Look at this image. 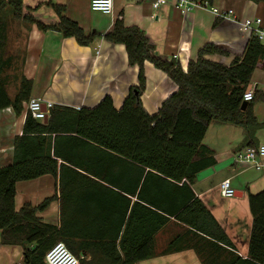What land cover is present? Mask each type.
<instances>
[{
	"label": "trees",
	"instance_id": "1",
	"mask_svg": "<svg viewBox=\"0 0 264 264\" xmlns=\"http://www.w3.org/2000/svg\"><path fill=\"white\" fill-rule=\"evenodd\" d=\"M50 6L58 22L44 25L23 15L22 0H0V111L11 108L20 116L32 88L23 77L13 99L6 90L2 75L10 66L4 58L10 19L35 24L40 31H55L81 46L93 40L65 17L63 7ZM104 39L125 48L129 66L138 69V86L130 89L118 110L106 96L94 108L54 106L46 123L26 114L21 136L13 139L11 162L0 167L1 244L22 247L20 264H45V254L58 242L76 257L89 251L95 256L105 246L109 256L101 264H136L153 256L156 234L173 219L208 239L218 254H227L216 262L213 258L212 264H264V191L248 197L252 227L248 256L242 258L227 251L232 243L192 190L197 174L215 165L213 153L202 144L211 123L240 127L247 140L260 127L252 106L256 99L264 101V94L256 99L253 96L245 108L243 95L263 58L264 45L250 37L243 54L224 66L205 57L227 53L206 44L184 70L173 59L159 58L144 32L125 26L122 15ZM145 62L163 72L176 87L152 115L140 100L145 89ZM46 175L59 182L60 228L36 217L54 197L37 207L27 204L15 211L16 184ZM66 212H70L68 221L83 218L100 229L118 222V230L114 237H93L111 239L109 244L76 248L66 239ZM123 227L120 250L124 257L120 258L116 240ZM132 239L135 243L130 245ZM99 263L93 257L89 263L80 264Z\"/></svg>",
	"mask_w": 264,
	"mask_h": 264
},
{
	"label": "crops",
	"instance_id": "2",
	"mask_svg": "<svg viewBox=\"0 0 264 264\" xmlns=\"http://www.w3.org/2000/svg\"><path fill=\"white\" fill-rule=\"evenodd\" d=\"M89 1L22 0L23 15H29L44 25L55 24L58 17L50 5H58L63 7L65 17L80 26L85 36H93L90 44L81 46L73 38H63L55 31H40L35 24L29 25L22 74L32 83L30 98L78 110L94 108L108 96L113 106L120 109L130 89L138 86V69L129 66L122 45L104 39L119 15H122L125 26L137 27L144 32L159 58L166 61L173 59L184 70L189 62L196 60L199 50L206 44H213L227 53L224 56H207V60L229 66L234 58L243 54L249 40L235 24L219 20L208 11L197 10L182 16L171 6L161 7L154 12L151 0H113L111 14L103 15L92 12ZM209 1L214 7L232 10L238 19L260 18L264 22V3L254 4L247 0ZM152 15L154 19H151ZM144 72L145 89L140 100L145 111L152 115L175 92L176 87L163 72L148 62L144 64ZM248 91L253 92L254 99L264 94V55L253 71ZM24 109L18 117L11 108L0 111V167L11 162L13 139L21 136L23 130L26 116ZM252 113L260 127L248 140L244 129L240 127L216 123L209 125L202 144L213 153L215 165L197 174L192 185L195 196L232 243L233 250L227 251L242 258L248 256L252 227L248 197L264 191V160L261 169L234 161L235 155L243 148L264 145L263 100H255ZM223 180L230 181L235 191L234 197L221 196L219 185ZM52 197L53 201L36 217L42 223L60 228L59 182L52 176L17 183L15 211H20L27 204L37 207ZM69 213L66 212L64 231L66 239L76 248L95 249L94 245L98 248L109 244L111 239L96 240L93 237H111L112 234L114 237L118 230V222L109 225L108 229H100L91 220L81 218L68 221ZM123 231L124 227L116 240L120 258L124 257L120 250ZM128 243L134 244L135 239ZM101 247L104 249L95 252V256H92V251L81 253L77 257L79 263H89L93 257L99 259V264L104 263L109 254L105 246ZM213 258L216 262L219 258H227V254H218L208 239L193 234L186 226L172 219L156 234L153 256L136 264H212ZM22 259V247L3 245L0 236V264H20Z\"/></svg>",
	"mask_w": 264,
	"mask_h": 264
},
{
	"label": "built area",
	"instance_id": "3",
	"mask_svg": "<svg viewBox=\"0 0 264 264\" xmlns=\"http://www.w3.org/2000/svg\"><path fill=\"white\" fill-rule=\"evenodd\" d=\"M90 10L92 12L110 15L113 7V0H90ZM171 6L176 9L182 16H186L197 10L210 12L219 20L229 21L235 24L239 31L256 39L264 45V22L260 18L238 19L232 10H224L212 6L209 0H151V8L154 12L161 7ZM154 19V15L151 16ZM99 52L97 51V55ZM253 100V92L246 91L243 95V101L248 103ZM55 105L46 100L30 98L25 107V114H29L33 120L43 122L49 111ZM264 160V145L257 147H246L239 151L234 161L240 165H251L256 169L262 168ZM220 194L224 198H232L235 196V191L232 189L229 180H223L219 185ZM45 264H80L79 259L74 256L67 247L58 242L51 247L44 257Z\"/></svg>",
	"mask_w": 264,
	"mask_h": 264
},
{
	"label": "rangeland",
	"instance_id": "4",
	"mask_svg": "<svg viewBox=\"0 0 264 264\" xmlns=\"http://www.w3.org/2000/svg\"><path fill=\"white\" fill-rule=\"evenodd\" d=\"M29 24L21 20L10 19L8 38L4 50V58L10 61V66L2 75L6 84V90L10 98H14L18 91L20 80L23 78V55L25 49V37ZM27 102L23 103V108ZM25 110V109H24ZM12 115V113H9Z\"/></svg>",
	"mask_w": 264,
	"mask_h": 264
},
{
	"label": "water",
	"instance_id": "5",
	"mask_svg": "<svg viewBox=\"0 0 264 264\" xmlns=\"http://www.w3.org/2000/svg\"><path fill=\"white\" fill-rule=\"evenodd\" d=\"M246 106H247V103L244 102V104H243V108H245ZM46 121H47V118L43 121V123H46Z\"/></svg>",
	"mask_w": 264,
	"mask_h": 264
}]
</instances>
